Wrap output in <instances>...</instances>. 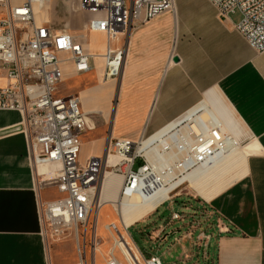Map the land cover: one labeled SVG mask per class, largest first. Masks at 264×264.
<instances>
[{
  "label": "crops",
  "instance_id": "1",
  "mask_svg": "<svg viewBox=\"0 0 264 264\" xmlns=\"http://www.w3.org/2000/svg\"><path fill=\"white\" fill-rule=\"evenodd\" d=\"M207 2L204 7L188 2L181 18L176 6L174 12L134 28L122 38L126 54L116 91L114 80H102L107 37L89 32L84 48L93 56L92 70L78 74L74 64L66 61L68 56L60 54L63 85L69 79L76 81L72 91L60 89L58 96H78L93 125L81 138V153L84 146L95 145L83 164L90 158L106 159L112 141L140 144L166 129L185 131L197 126L230 139L219 162L198 168L195 178L198 183L209 177L207 185L193 191L202 201L198 208L205 209L215 222V235L208 236L206 244L212 251L205 255L204 264H264V53L252 49L237 31L239 12L224 18ZM66 3L70 6L71 1ZM78 12L87 23L93 18L88 12ZM90 34L100 42L91 44ZM111 159L107 173L113 165ZM139 160L140 168L145 160ZM40 168L32 158L23 115L0 111V264L78 261L76 247L72 259L58 254L74 238L53 243L45 236L40 205L62 195L56 187L39 185ZM112 174L115 178L106 183L105 193L103 177L99 200L113 199L119 181L123 188L124 176ZM169 185L166 181L163 188ZM174 192L161 200L149 217L173 204L169 200ZM163 233L158 230L153 239L162 240Z\"/></svg>",
  "mask_w": 264,
  "mask_h": 264
},
{
  "label": "built area",
  "instance_id": "2",
  "mask_svg": "<svg viewBox=\"0 0 264 264\" xmlns=\"http://www.w3.org/2000/svg\"><path fill=\"white\" fill-rule=\"evenodd\" d=\"M54 1L66 3L69 0H0V111H17L23 115L33 161L47 168L39 185L56 187L62 195L60 199L40 205L45 236L55 240L74 238L79 258L72 264H88L80 242H86L88 227L97 222L101 184L111 157L120 162L110 166L108 173L122 174L123 187L133 189L137 182L142 183L150 176V168L141 172L147 168V157L159 168L153 176L164 184L169 182L176 166L208 163L215 153L227 149L231 140L223 136L216 141L209 139L197 126L185 131L175 128L148 147L149 156L141 152L142 142L115 140L106 159L90 158L87 163H81V138L93 130V125L82 111L78 96H58V86L64 78V61L60 54L68 56L66 61L74 64L78 74L92 70L93 56L85 51V35H75L68 29L56 30L46 19L38 22V11ZM208 1L221 17L239 12L241 20L236 25L237 31L252 49L264 53V0ZM175 7V0H78L73 10L93 14L85 30L107 37L103 82L121 76L126 54L121 39L134 28L174 12ZM139 159L145 160V164L135 171L133 168ZM172 218L180 219L177 213ZM111 230L118 240L123 237L133 252L127 236L129 229H124L127 238L117 227L111 226ZM201 238L207 239V236L202 233ZM91 240L95 243L98 240L95 225L91 227ZM98 253L94 244L89 264H97ZM116 255L112 250L105 264H120ZM135 258L141 264L137 255ZM144 263L163 264L156 255Z\"/></svg>",
  "mask_w": 264,
  "mask_h": 264
},
{
  "label": "rangeland",
  "instance_id": "3",
  "mask_svg": "<svg viewBox=\"0 0 264 264\" xmlns=\"http://www.w3.org/2000/svg\"><path fill=\"white\" fill-rule=\"evenodd\" d=\"M69 1H71V4H69L70 6H67V3L65 4L63 2L54 1L53 3L47 5L42 11H38V22L40 23L42 20L46 19L56 30H74L79 32L78 36H86L88 34L87 30H85V26L87 24L86 18L84 14H80L78 11L73 10V8L78 5V0ZM175 1L179 18H181L183 8L188 2H196V4L201 7H204L208 3L207 0ZM67 7L70 9L71 13H69ZM89 41L91 44H97L100 42V39L90 34ZM75 81V79H69L65 85H63L62 81L58 86V90L60 91L61 89L66 92L72 91V86L75 84ZM114 83V90L116 91L119 87V79L114 80ZM97 129L98 124L96 123V130L94 132H96ZM94 146L95 145H92L90 147ZM90 147L84 146V150L80 156L81 162H83V158L91 152L92 149ZM161 147L162 146H159V148ZM119 162L120 159L113 158L114 165ZM140 165L141 161L138 160L133 169L136 171ZM42 172L43 171L40 170L41 174ZM180 173L182 172L176 170L175 174H172L173 178H176L174 180L181 177ZM121 190L120 182V184L117 183L115 187V193L119 194ZM175 195L176 197H174ZM133 198H135L134 200L136 201L141 200V198L137 196ZM170 201H173V204H168L167 206L162 207L157 216L153 218L146 216L136 225L130 226L127 236L131 240L130 245L133 249V253L135 255L138 254L141 264H145L144 260H147L152 255L158 256L163 264H204L205 255L211 253L212 250L206 245L208 244V240L206 238L199 240V236L201 233H204L207 237L214 236L215 228H212V225L215 224V222L212 221L210 214L207 213L205 209L198 208V205H202V201L196 198V193L191 190L187 184H184L176 192H174L171 195L169 202ZM108 206L110 207V210H105ZM173 212H177L180 217L179 220H173V218L171 220ZM108 214L110 217L105 219V216ZM122 217L123 215L120 212L119 207L114 203L113 199L108 200L106 206L99 208L97 222L95 221L91 223L88 227L86 242H82V240L80 242V248L83 252H85L88 264L94 254V244L99 252L96 256V260L100 264H105V258L108 257L112 250L116 251L119 263L130 264L132 262L131 259L128 260L129 257L123 249L121 250L116 245V242L119 241L118 236L113 230H111V226H116L120 233L126 237V228L122 223ZM94 225L95 227L97 226L98 230V240L96 243L95 240H91V227ZM162 228H165V230L163 231ZM158 230H162V232H164L162 240L160 241L153 239ZM49 239L53 243L57 241L50 238V236ZM74 247H76V253L73 252L75 249ZM60 250L58 254L65 260L72 259L74 253L76 254V257L79 256L78 245L75 243L74 239H70L69 242L64 244L63 248Z\"/></svg>",
  "mask_w": 264,
  "mask_h": 264
},
{
  "label": "bare ground",
  "instance_id": "4",
  "mask_svg": "<svg viewBox=\"0 0 264 264\" xmlns=\"http://www.w3.org/2000/svg\"><path fill=\"white\" fill-rule=\"evenodd\" d=\"M167 130H169V129H166V130L158 133L154 137L146 140L144 142L142 148H141V152H145V155L149 156L147 153L148 147L150 145L154 144L155 142H157L166 133L170 132ZM198 131L201 132V134H204L206 137H209V139H214V141L222 139L221 135L217 131L204 130V128H202V127H200L198 129ZM192 137H194V133H192ZM225 150H222V152H220L218 154L215 153V156L212 157L211 159H209L208 163H203V164L194 163V164H189V165H187L185 167H181V168L179 166H176V168L173 169L172 174H175L176 170L181 171L182 172V173H180L181 175L184 173V176H185V173H187V172H188V174H186L187 176L185 178H181L175 184L173 182L175 181L174 179H176V178H173V176L171 175V177L168 180L169 182H171V185H169L165 189L163 188L164 184L162 182L160 184V181L157 180V178H156L157 176L156 177L153 176V173H156L157 171H159V168L157 166H155V163L153 162V160L150 157H147L149 160V165L146 169L142 170L141 172L150 171L149 170V168H150L152 170L149 174L150 176H146V180H144L142 183L137 182V184L134 186L133 189H131L130 187L125 189V187H123L121 190V192H122L121 195H120V193L119 194L114 193L116 196L113 198V201L119 207L120 212L123 215L122 223H123L124 227L126 228V227L133 226V225L137 224L138 222H140L142 219H144L146 216L148 217L149 214H151L153 212V210L158 205V203L161 202V200L166 199L168 197L167 195L170 192L176 191L178 188L183 186L185 183H188L189 187L192 190H196V191H198V189H201L202 186L207 185L210 182L209 177H205L202 181L195 183V178H196L197 174L199 173L201 167L207 168V167L213 165L214 163H216L220 158H222V156L225 155ZM227 164H228V162L226 163V165ZM198 168H200V169H198ZM40 170L43 171L42 175L44 173H46V172H44V167L40 168ZM218 173L222 174L223 172L219 171ZM110 178H115L112 173H107L104 176V187H103L102 193H105V191L107 189L106 183L109 181ZM118 183L120 184V181ZM199 192H200V190H199ZM102 195H104V194H102ZM121 196H123V198H121ZM135 196L140 197L141 200H137V201L134 200L135 198H133V197H135ZM107 202L108 201H106V200L104 201L103 199H101L100 200V203H101L100 208L106 206ZM114 227H116V226H114ZM116 245L121 250L123 249V251L128 255L129 259L126 257L128 260L131 259L132 262L134 261L136 264H139L135 258L134 253L129 248V244H127L125 242V239L123 237L121 238V240L116 242ZM136 255L138 256V254H136Z\"/></svg>",
  "mask_w": 264,
  "mask_h": 264
}]
</instances>
